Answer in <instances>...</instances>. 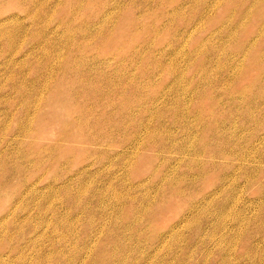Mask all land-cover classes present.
Listing matches in <instances>:
<instances>
[{"label":"rangeland","instance_id":"374dc122","mask_svg":"<svg viewBox=\"0 0 264 264\" xmlns=\"http://www.w3.org/2000/svg\"><path fill=\"white\" fill-rule=\"evenodd\" d=\"M0 264H264V0H0Z\"/></svg>","mask_w":264,"mask_h":264}]
</instances>
